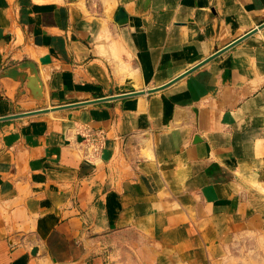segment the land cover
I'll return each instance as SVG.
<instances>
[{
    "label": "crops",
    "instance_id": "0c3cea01",
    "mask_svg": "<svg viewBox=\"0 0 264 264\" xmlns=\"http://www.w3.org/2000/svg\"><path fill=\"white\" fill-rule=\"evenodd\" d=\"M0 264H264V0H0Z\"/></svg>",
    "mask_w": 264,
    "mask_h": 264
},
{
    "label": "built area",
    "instance_id": "2783aa9c",
    "mask_svg": "<svg viewBox=\"0 0 264 264\" xmlns=\"http://www.w3.org/2000/svg\"><path fill=\"white\" fill-rule=\"evenodd\" d=\"M86 138V142L89 144L90 148L93 149L94 152H98L102 147V143L106 137L104 131L102 129H90L85 131L84 135Z\"/></svg>",
    "mask_w": 264,
    "mask_h": 264
},
{
    "label": "water",
    "instance_id": "95a60500",
    "mask_svg": "<svg viewBox=\"0 0 264 264\" xmlns=\"http://www.w3.org/2000/svg\"><path fill=\"white\" fill-rule=\"evenodd\" d=\"M49 59H50V57H49V56H46V57L42 58V61H43V62H48ZM27 67H30V68H31L32 75H30V76H25V79H28V80H29V85L31 86L32 84H36V83L39 81L38 70H37L36 65H35L33 62H23V63H21L20 65H18L15 69H13V70L7 72V74L10 73V72H12V73H10V74H14V75H16V74H15V71H16L17 69H22V70H23V69H25V68H27ZM16 76H17V75H16Z\"/></svg>",
    "mask_w": 264,
    "mask_h": 264
}]
</instances>
